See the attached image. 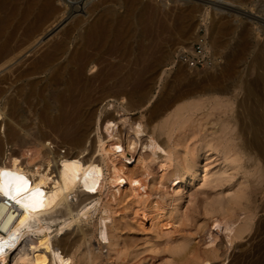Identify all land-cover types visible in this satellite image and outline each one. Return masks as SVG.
<instances>
[{"label":"bare ground","instance_id":"1","mask_svg":"<svg viewBox=\"0 0 264 264\" xmlns=\"http://www.w3.org/2000/svg\"><path fill=\"white\" fill-rule=\"evenodd\" d=\"M58 1L0 0V70L18 61L0 77V187L14 196L0 193V264H134L140 246H125L120 232L126 221L144 228L150 222L151 233L165 237L160 247L169 257L160 264L245 261L248 252L231 258L228 251L251 233L258 244L253 254L261 258L264 41L253 40L251 22L238 30V54L231 59L226 52L230 59L219 74L189 84V97L167 88L175 97L154 102L144 120L131 112L150 106L155 70L177 38L188 41L195 7H183L184 1L172 12L160 1L92 0L87 9L90 0H82L79 16L53 37L54 26L69 16ZM219 19L204 24L205 35L187 45L198 42L212 55L220 39L238 29ZM257 20L264 26V13ZM39 42L46 45L35 52ZM249 52L251 63L240 71ZM190 95L197 100L187 103ZM196 219L194 231L188 224ZM187 226L194 233L184 235ZM150 257L143 264L158 263Z\"/></svg>","mask_w":264,"mask_h":264},{"label":"rangeland","instance_id":"2","mask_svg":"<svg viewBox=\"0 0 264 264\" xmlns=\"http://www.w3.org/2000/svg\"><path fill=\"white\" fill-rule=\"evenodd\" d=\"M78 1H80L79 3H78ZM154 2H155V4L157 3V1H160V3H163V5H164V8H165V11H168V10H171L172 12H174V10H175V12L177 11V9H179V8H181L182 7V5H183V3H184V1L185 2H187V3H189V4H184L183 5V7H185V6H193V7H195V9H196V11H195V13H194V17H193V21H192V30H191V35L189 36V39H188V41L187 42H185V43H183V41L181 42L182 44H180L179 42H177V40H178V38H177V40L173 43V44H169L171 47H170V49L168 48L169 46H167L165 49H167L168 50V53L166 54V56L164 57L165 59H162L161 60V62H160V65H159V67L155 70V72H157V73H155L154 75H156V76H154L153 75V79L154 80H152V84L150 83L149 84V86H151L150 88H149V90H148V93H147V97H148V100H150L152 97V102H151V104H152V107H150L151 106V104H150V106L148 105V104H146V106H144L145 107V109H143V107H142V109L140 108V106L138 105L137 107H135L134 108V110L131 112V115H134L135 117H139L140 116V114H142V116H143V119L145 120L146 119V117L150 114L149 112L151 111V110H154V106H155V103H156V105H157V103H159L158 101H160V100H163V97L164 98H167V99H172L173 97H175V96H177V94H183V96H185V93H187L186 95H188L189 94V92L190 91H192L191 89L195 86V84L196 83H203L204 81H205V78H206V81L208 80L207 78H209L211 75L210 74H216L217 72H219L221 69H223L224 67H226L227 65H228V61H227V59H225V58H229L230 59V57H227L228 55H227V53L226 52H228V54H229V56H230V54H231V59H233V57H236L237 56V54H238V48L236 49V51H235V48H236V46L238 45V43H240L239 42V39H238V42L236 41L237 40V36H238V33H239V31L238 30H240L241 28H243V27H249V23L251 22V24L250 25H252V26H250V27H252V28H250V29H252L251 31H250V29L248 28V30L251 32V36H252V38H253V40H258V41H261V42H263L264 41V26H263V24H261V22H259L258 20L256 21V18L257 17H259L261 14L263 15V13H264V7H263V0H238V1H236V0H233L234 2H231L230 3V1H232V0H230V1H227V0H224V2L225 1H227V2H229L230 4H227V2L225 3V4H227V5H225V4H223V0L221 1V0H216V1H214V0H212V1H207V2H203L202 3V0H190V2H189V0H153ZM192 1V2H191ZM219 1H220V3H219ZM257 1V3L260 1L261 2V4H260V2L258 3L259 5H257V3H256V5H255V7H257V8H254V4L253 3H255ZM263 1V2H262ZM84 2H85V0H84ZM92 2V0H90L89 1V3L87 2L86 3V5H85V7H87V9H88V6L90 7V5L92 4L91 3ZM198 4H197V3ZM217 2V3H216ZM222 2V3H221ZM238 2V3H237ZM239 2H240V4H239ZM243 2V3H242ZM208 3V5H206ZM210 3V4H209ZM215 3V4H214ZM232 3H235V5H237V4H239L240 5V7L238 8V6L239 5H237V7L236 6H234V4H233V6L234 7H232V6H230V5H232ZM242 3V4H241ZM250 3H252V5L250 4ZM59 4V5H58ZM79 4V5H78ZM193 4V5H192ZM197 4V6H195ZM213 4V5H212ZM223 4V5H222ZM56 5H58V7H59V9H62V12H67V13H69V16H68V14H66L67 16H64V18H62V19H64V20H61V22L59 21L58 23H57V25H55L54 26V28L51 30V32H50V35L52 34V36L54 37V35L55 36H57V35H59L60 33H62V31H64V30H66L71 24H72V21L73 20H75V18L76 17H78L79 15L78 14H80V12L82 11V8H81V11H80V7H78L77 8V6H82L83 7V5H82V0H66V1H64V0H59L58 1V3H56ZM209 5H212V8H211V6H209ZM177 6L179 7V8H177ZM203 6V7H202ZM253 6V7H252ZM175 7H176V9H175ZM198 7V8H197ZM201 7V8H200ZM214 7V8H213ZM226 7V8H225ZM231 7V8H230ZM244 7V8H243ZM247 7H249V8H247ZM263 7V9H261ZM210 8V9H209ZM215 8H216V10H215ZM239 10H238V9ZM77 9H79L78 11H77ZM86 9V10H87ZM200 9H201V11H200ZM211 9H212V11H211ZM217 9H218V14L216 13L217 12ZM219 9H221L220 10V12H219ZM226 9V10H225ZM245 9H247V10H245ZM250 9V10H249ZM261 11H260V10ZM85 10V11H86ZM208 10V11H207ZM249 10V11H248ZM254 10V11H253ZM257 10V11H256ZM76 11H77V13H76ZM80 11V12H79ZM228 11V12H227ZM233 11V12H232ZM246 11V12H245ZM253 11V12H252ZM258 11H260L261 13H259V14H257L258 13ZM120 13H121V10L119 11ZM203 12L205 13V14H203ZM232 12V13H231ZM235 12H237V13H235ZM244 12V13H243ZM255 12V13H254ZM75 13H76V15H75ZM216 13V14H215ZM233 13H235V14H233ZM251 13V14H250ZM252 13H254V14H252ZM196 14V15H195ZM215 14V16L220 20V21H218V22H222V23H219V24H225L226 22V24H230L231 23V25H234L236 28H238V29H236L235 30V33H232V34H229V35H226V37H222L221 39H220V41H221V43H220V46H218L217 48H215V50H214V52H212V55L214 56H212L211 55V53H205L206 51H204L205 49H203V52H202V55L204 56V61H201V63L199 64V65H197V66H191V64H189V62L187 63V62H185L184 60H182V58L184 57V56H186V57H191V56H193V55H195V54H198V50H197V48H199L201 45L198 43V42H194L193 44H191V45H187L188 43H189V40H190V42L193 40V37H194V35H198V37H202L203 35H205V27H204V24H207L208 23V21L209 20H215V21H217L218 19L215 17V16H213ZM236 14H237V16H236ZM239 14V15H238ZM241 14V15H240ZM242 14H244L243 16H242ZM257 14V15H256ZM78 15V16H77ZM204 15V16H203ZM221 17H220V16ZM232 17H235V18H233V20H231L230 18V16ZM253 15V16H252ZM255 15V16H254ZM259 15V16H258ZM74 16V17H73ZM76 16V17H75ZM202 16H203V18H204V20H203V18H202ZM207 16V17H206ZM223 16L225 17V16H227V17H225V19L223 18ZM246 18H245V17ZM255 17V19L253 20L252 18H254ZM68 18V20H66ZM72 18H74V19H72ZM215 18V19H214ZM225 20V21H223V19ZM226 18H227V20L228 21H226ZM229 18V19H228ZM217 19V20H216ZM222 19V20H221ZM236 19V20H235ZM239 19V20H238ZM249 19V20H248ZM252 21H251V20ZM71 20V21H70ZM70 21V22H69ZM203 21V22H202ZM231 21H233V23L234 24H232V22ZM249 21V22H248ZM64 22V23H63ZM196 22H197V24H196ZM255 22V23H254ZM62 23V24H61ZM71 23V24H70ZM194 23H195V25H194ZM237 23V24H236ZM247 23V24H246ZM58 24H61L60 26L58 25ZM64 24V25H63ZM63 25V26H62ZM69 25V26H68ZM261 25V26H260ZM58 26V27H57ZM194 26V27H193ZM240 26V27H239ZM242 26V27H241ZM67 27V28H66ZM263 27V28H262ZM59 28V29H58ZM61 28H63V29H61ZM262 28V29H261ZM58 29V30H57ZM57 32H55V31ZM260 30V31H259ZM53 31V32H52ZM192 31H194V32H192ZM54 32L56 33V34H54ZM260 32V33H259ZM254 33V34H253ZM262 33V34H261ZM54 34V35H53ZM49 35V36H50ZM254 35V36H253ZM48 36V38H45L44 40L45 41H47L46 43H48L50 40H51V38H52V36H50L49 37ZM236 36V37H235ZM263 36V37H262ZM50 38V39H49ZM263 38V39H262ZM263 41H262V40ZM44 40H42L43 42H45ZM49 40V41H48ZM224 40H226V41H229V42H226L225 41V45L223 44L222 45V41H224ZM236 41V42H232V41ZM42 42V43H43ZM41 42H39V46L37 45V47H36V45H34L33 46V48L34 49H37V50H35V52H37V51H39V47L41 46L40 44H42ZM46 43H43L42 44V46L44 45H46ZM233 43V44H232ZM232 44V45H231ZM231 45V46H230ZM40 47V49H42L43 47ZM179 46V47H178ZM224 46V47H223ZM233 46V47H232ZM180 47H184L185 48V50L184 51H181V48ZM219 47H222V48H219ZM231 47V48H230ZM228 48H230V49H228ZM232 48H234L232 51H234L235 53L233 54V52L231 51V49ZM187 49V50H186ZM33 50V49H32ZM34 51V50H33ZM170 51V52H169ZM218 51H219V53H218ZM230 51V52H229ZM215 52H217V53H215ZM158 54L157 52H154L153 54ZM217 54L216 56L214 55V54ZM237 53V54H236ZM155 54V56H157ZM208 54V55H207ZM30 56V54L28 53V54H26V56H24V58L25 57H29ZM32 55V54H31ZM225 55V56H224ZM235 55V56H234ZM248 57H247V56ZM245 56H243L242 58L243 59H241L240 61H239V64L240 65H238L239 66V70L240 71H242L243 69H246V67H248L249 65L248 64H250L251 63V61H250V57H252V53L251 52H249V53H247ZM154 55H153V57H155ZM223 56V57H222ZM167 57V58H166ZM212 57V58H211ZM246 59H245V58ZM250 58V59H249ZM178 61V63L180 64H176V62ZM227 61V62H226ZM173 62H174V65H173ZM226 62V63H225ZM18 63V61L15 63V64H13L11 67H15V65ZM230 63V62H229ZM163 64V65H162ZM227 64V65H226ZM246 64V65H245ZM162 65V66H161ZM172 65V66H171ZM179 65V66H178ZM248 65V66H247ZM10 66V65H9ZM8 66V68L7 67H4V68H2L1 70H0V77L2 78V76L3 75H5V74H7V72H8V70L11 68V67H9ZM183 66H184V68H183ZM224 66V67H223ZM161 67V68H160ZM245 67V68H244ZM178 68H179V72H177L178 71ZM90 68H88L87 69V71L88 72H91V73H87V71H86V74H87V76H90V75H92V74H94L96 71H97V67L95 68L94 67V69H91V70H89ZM181 69V70H180ZM185 69V70H184ZM93 70V71H92ZM95 70V71H94ZM176 71V72H175ZM183 71H185L184 72V76L183 75H181V74H183ZM92 72H94V73H92ZM159 73H160V75H159ZM158 74V75H157ZM175 74H178L179 76H181V77H179L178 75H175ZM187 76H186V75ZM214 74V75H215ZM217 74H219V73H217ZM175 75V78L177 77H179V79H175L173 76ZM207 75H210L209 77L207 76ZM46 77V74L44 73V75L43 74H40L39 75V78H41V79H44V78ZM182 77H183V79H182ZM174 78V79H173ZM219 78V76H217V79ZM174 80V81H173ZM193 81V82H191V81ZM202 80V81H201ZM177 81H178V83H177ZM201 81V82H200ZM222 81H224V82H222ZM155 82V83H154ZM174 84H173V83ZM194 82H195V84H194ZM221 82L222 83H227V81H225L224 79L223 80H221ZM170 83V84H169ZM192 83H193V87L192 86H190V85H192ZM205 83V82H204ZM168 84V85H167ZM172 84V85H171ZM176 84V85H175ZM179 84H181L180 86H179ZM187 84V86L189 87H186L185 85ZM190 84V85H189ZM166 85H167V87H166ZM169 85H171V86H169ZM174 85V86H173ZM183 85H184V87H183ZM169 86V87H168ZM175 86H178V87H175ZM181 86H182V88H181ZM171 87H172V89H171ZM186 87V88H185ZM160 88V89H159ZM162 88V89H161ZM169 89V91H171V93L170 94H172V95H174V90L176 91V89H179L180 88V90H178V92H176L175 93V96H172V95H170L166 90H168ZM186 89V91H185V89ZM171 89V90H170ZM187 89H189V90H187ZM173 90V91H172ZM165 92L167 93V94H165ZM181 92H185V93H181ZM163 94H165L164 96H163ZM158 95H160L159 97H158ZM166 95H169L170 97H168V96H166ZM172 96V97H171ZM191 96V95H190ZM147 97H146V101L144 100L143 101V103L145 102H147ZM188 97H189V95H188ZM191 97H193L194 99H192ZM189 99H188V101H187V103L188 102H194V100H197L193 95L191 96ZM158 98V99H157ZM160 98V99H159ZM186 98H182V101H183V99H185V100H187ZM192 99V100H191ZM157 102H156V101ZM183 101V102H185L186 103V101ZM190 100V101H189ZM155 102V103H154ZM235 103H236V101H235ZM152 108V109H151ZM236 108V104H234V109ZM148 109V110H147ZM150 109V110H149ZM146 116V117H145ZM0 137H4V133H3V131L1 130V129H3V126H1L0 125ZM161 140H163V137H161ZM10 146H11V144L9 145L8 144V148H10ZM12 147V146H11ZM5 149H6V147H5ZM62 152V151H61ZM264 208V207H263ZM261 212H260V211ZM258 210V215H257V220L258 219H260V220H262V224L264 225V209H259ZM200 212V213H198V212ZM196 214H201L200 215V217H198V215H195V218L197 217L198 219H199V221H198V219H196L195 220V222H194V220L191 222V223H189L188 224V226H194L193 228L192 227H190V228H192V229H194V231H195V228H196V226L197 225H199V223L198 222H200L201 220H202V217L201 216H203L202 215V210L201 209H196V211H194ZM201 219V220H200ZM198 221V222H197ZM128 222L129 221H126V223L128 224ZM125 224L124 226H123V228L121 227V231H123L124 229H125V231H123V232H126L125 234L123 233H121L120 232V236H124L125 237V239H124V237L123 238H121V239H124L123 241H124V243L126 242L127 243V245H125V246H127L128 247V245H130V244H128V242H132L133 244H131L132 246H134V247H132L131 249H135L136 251H138V246H140V248H142V249H140L139 248V255L141 256V257H139V255H138V258H136L134 261H133V263L135 264V263H137L138 262V264H143V263H145V262H142L143 260H142V258H144L145 259V257H146V259L148 260L149 259V257L150 256H154L155 258H156V260H155V262H157L158 261V263L157 264H160V262H162V260H164V259H167L168 257H169V255H168V253H163V252H165L164 251V248H165V246H163V243H164V239H165V237L164 238H162L163 240H161V238H158L159 236H157V235H155L154 236V234H155V231H154V233H151V232H153L152 231V228H151V225H150V222L149 223H147L146 224V226H145V228L144 227H140V226H138V225H134V224H132V222H131V224ZM149 224V225H148ZM194 224V225H193ZM148 225V226H147ZM128 226V227H127ZM129 226H131V227H129ZM133 226V227H132ZM136 228H135V227ZM187 226V227H188ZM138 227V228H137ZM186 227V228H187ZM131 228V229H130ZM142 228V229H141ZM143 228H144V230H146V231H144L143 230ZM148 228H150V231L148 230ZM189 227L186 229L187 230V233H185L184 235H188V233L190 234L191 232L192 233H194V231L192 230V229H190ZM127 229H128V231H127ZM130 229V230H129ZM189 229H190V231H189ZM191 233V234H192ZM122 234V235H121ZM253 234L251 233L250 235H249V238L248 237H246V238H244L243 240H240L239 242H236L235 243V245L233 246V248L234 249H231L230 251H228V255L230 254L232 257H233V255H234V257H237V256H239V255H241L242 254V252L244 251V252H248V257L246 256V258L247 259H245V261H244V258H241L242 260H240V259H237L235 262H233L232 264H236L238 261V263L237 264H259V262L261 261L263 264H264V253H263V255L261 256V258L263 259V261L261 260V258H259L258 257V259H260V260H258L257 259V255L255 256L254 254H255V250L254 249H256V241L255 240H253V242H252V239H251V237H253L252 236ZM153 236H154V238H157V239H159V240H161L160 242H159V240H157V239H154L153 238ZM176 236H181V235H175L174 237H176ZM264 237V236H263ZM127 238V239H126ZM154 239V240H153ZM128 240V241H127ZM130 240V241H129ZM148 240V243L147 242H145V241H147ZM150 240L152 241V242H150ZM156 240V241H155ZM251 240V241H250ZM122 241V240H121ZM122 241V242H123ZM154 241L155 242H157V243H154ZM255 241V242H254ZM93 242H95V241H93ZM151 244V246H150V244ZM152 243H154V244H156L155 246H153L152 245ZM248 243V244H247ZM251 243V244H250ZM253 243H254V245H253ZM143 244H145V245H143ZM148 246H147V245ZM158 244H160V245H158ZM165 244V243H164ZM95 245H96V242H95ZM131 245H130V247H131ZM253 245V246H252ZM258 245V244H257ZM146 246V247H145ZM157 246H159V249H158V247ZM164 247V248H161V247ZM130 247H128V248H130ZM137 247V248H136ZM144 247V248H143ZM243 249H242V248ZM263 247H264V245H263ZM149 248V249H148ZM153 248V249H152ZM237 248V249H236ZM239 248H241V249H239ZM152 250V252H151V250ZM155 249H157V250H155ZM246 249V250H245ZM264 249V248H263ZM262 249V251L264 252V250ZM134 250V251H135ZM155 250V251H154ZM163 250V251H162ZM240 250V251H239ZM141 251H143V254H142V252ZM157 251H159V252H157ZM253 251V252H252ZM261 251V252H262ZM102 252H105L104 250L102 251ZM146 252V253H145ZM151 252V253H150ZM156 252V253H155ZM162 254H161V253ZM230 252V253H229ZM239 252H240V254H239ZM243 252V253H244ZM147 253H148V255H147ZM250 253V254H249ZM251 253H252V255H251ZM254 253V254H253ZM150 254H152V255H150ZM153 254H157V255H153ZM159 254H161V255H159ZM165 256H164V255ZM238 254V255H237ZM146 255V256H145ZM229 255V256H230ZM237 255V256H236ZM145 256V257H144ZM164 256V257H163ZM167 256V257H166ZM230 256V257H231ZM251 256V257H250ZM159 257V259H157ZM160 257H161V259L162 260H160ZM231 257V258H232ZM152 257H150V259H151ZM231 258H229V260L231 259ZM141 259V260H140ZM146 259H145V261H146ZM170 259V258H169ZM255 259V260H254ZM139 260H140V262H139ZM258 260V261H257ZM160 261V262H159ZM165 261V260H164ZM243 261V262H242ZM226 263H227V261H226ZM226 263H224V264H226Z\"/></svg>","mask_w":264,"mask_h":264},{"label":"built area","instance_id":"3","mask_svg":"<svg viewBox=\"0 0 264 264\" xmlns=\"http://www.w3.org/2000/svg\"><path fill=\"white\" fill-rule=\"evenodd\" d=\"M197 50H198V54H195V55L191 56L190 58L184 56L182 58V60H184L187 63L189 62V64H191V66H197V65H199L201 63V61H204V56L202 55V52H203L202 46H200L199 48H197Z\"/></svg>","mask_w":264,"mask_h":264},{"label":"snow or ice","instance_id":"4","mask_svg":"<svg viewBox=\"0 0 264 264\" xmlns=\"http://www.w3.org/2000/svg\"><path fill=\"white\" fill-rule=\"evenodd\" d=\"M0 193L6 196L9 200L14 199V196L11 194L10 188L0 187ZM17 203H19V201H17Z\"/></svg>","mask_w":264,"mask_h":264}]
</instances>
